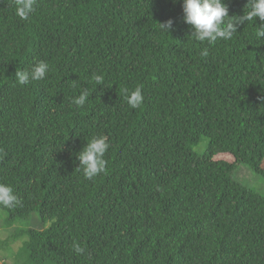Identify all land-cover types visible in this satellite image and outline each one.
<instances>
[{"label":"trees","instance_id":"obj_1","mask_svg":"<svg viewBox=\"0 0 264 264\" xmlns=\"http://www.w3.org/2000/svg\"><path fill=\"white\" fill-rule=\"evenodd\" d=\"M224 3L226 20L247 10ZM261 24L209 45L182 0H36L28 20L0 0V182L22 201L0 206L17 224L0 253L20 241L14 264H264V195L236 176L264 179ZM38 60L45 79L19 85ZM93 135L108 137V171L87 180L76 153ZM34 212L47 226L21 228Z\"/></svg>","mask_w":264,"mask_h":264},{"label":"clouds","instance_id":"obj_2","mask_svg":"<svg viewBox=\"0 0 264 264\" xmlns=\"http://www.w3.org/2000/svg\"><path fill=\"white\" fill-rule=\"evenodd\" d=\"M15 14L21 20H28L35 10L36 0H14ZM247 10L243 15L236 16L235 19H227L229 16L228 6L224 0H182L183 20L191 26V36L200 42L207 41L209 45L215 44L218 40H230L237 32L239 25L245 21L254 22L259 17L264 21V0H247ZM174 21L168 19L159 23L161 30L169 32L173 28ZM257 39H264V24L255 32ZM200 55L207 57L208 48H204ZM51 68L47 61L38 60L30 69L18 70L15 72L16 81L19 85H26L30 80H44ZM92 80L98 86L103 83L104 77L100 74H92ZM126 102L131 108L139 107L143 102V95L140 87L127 91ZM87 90L81 91L78 96L72 98V103L77 107H82L88 99ZM87 143L76 153L79 166L76 170L82 172L87 180H92L100 174H107V161L104 158L110 147L108 137L105 135H93L86 139ZM22 201L12 186L0 182V206L13 209L21 205ZM72 249L76 255L86 253L78 241H73Z\"/></svg>","mask_w":264,"mask_h":264},{"label":"rangeland","instance_id":"obj_3","mask_svg":"<svg viewBox=\"0 0 264 264\" xmlns=\"http://www.w3.org/2000/svg\"><path fill=\"white\" fill-rule=\"evenodd\" d=\"M205 146H200V151H203ZM218 159H225L228 161L233 160L229 155H220ZM237 178L242 181L244 184L249 185L250 187L255 188L260 194L264 195V179L253 175L248 169L241 168L237 171ZM21 228L27 227H36L43 228L46 227L48 223L44 224L36 212L32 213L30 218L19 222ZM17 227V224H14L12 219L9 220L8 225L0 223V239L5 240L9 237ZM19 227V226H18ZM20 246V241L11 244L10 249H3L0 253V261L2 264H14V253L18 250Z\"/></svg>","mask_w":264,"mask_h":264}]
</instances>
